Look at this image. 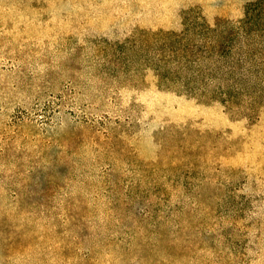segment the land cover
Instances as JSON below:
<instances>
[{"label":"rangeland","instance_id":"374dc122","mask_svg":"<svg viewBox=\"0 0 264 264\" xmlns=\"http://www.w3.org/2000/svg\"><path fill=\"white\" fill-rule=\"evenodd\" d=\"M0 264H264V0H0Z\"/></svg>","mask_w":264,"mask_h":264}]
</instances>
